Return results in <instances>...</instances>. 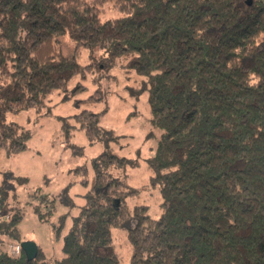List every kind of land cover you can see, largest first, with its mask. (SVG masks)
Listing matches in <instances>:
<instances>
[{"label":"trees","instance_id":"1","mask_svg":"<svg viewBox=\"0 0 264 264\" xmlns=\"http://www.w3.org/2000/svg\"><path fill=\"white\" fill-rule=\"evenodd\" d=\"M108 9L117 16L106 17ZM65 37L75 46L71 56L62 51ZM82 48L107 57L82 66ZM118 63L133 75L130 94L147 93L150 124L160 131L144 159L149 184L134 189L115 177V169L140 161L112 151L121 136L101 126L100 113L84 108L62 118L69 145L79 130L104 147L90 169H75L87 190L63 237L62 258L46 260L38 246L28 260L22 248L14 255L5 247L22 242L23 211L12 206L17 188L8 181L29 182L7 173L0 264H122L116 228L126 230L129 264H264V0H0V154L23 153L32 137L7 121L9 113L41 111L75 76ZM96 94L80 103L100 102ZM151 189L160 194L158 217L126 201ZM33 208L45 221L39 205Z\"/></svg>","mask_w":264,"mask_h":264},{"label":"rangeland","instance_id":"2","mask_svg":"<svg viewBox=\"0 0 264 264\" xmlns=\"http://www.w3.org/2000/svg\"><path fill=\"white\" fill-rule=\"evenodd\" d=\"M112 16H117V13L108 9L106 17ZM62 42L63 54L71 56L75 50L74 43L67 37ZM100 57L106 58L107 55L103 51L93 52L82 48L77 59L80 65L88 66L101 60ZM127 70L118 63L113 68L106 69L103 74L98 71L87 72L85 77L79 74L70 81L66 91H55L46 98L41 111L31 108L7 115V121L16 122L29 129L32 137L23 153L13 157L0 154V183L7 173L28 178L29 182L21 186L8 181L9 187L17 188L16 196L12 198V206L22 207L23 219L19 224L22 242L36 243L43 250L46 260L62 258L63 237L70 226L71 217L77 214L79 205L83 203V194L87 189L81 185V177L75 174V169L80 166L90 169L92 158L104 150L102 144H91L85 133L79 130L74 131L70 145L65 142L62 118L80 113L84 108L100 113L101 126L121 136L118 143L111 144L112 151L119 156L137 158L140 161V166L136 168L115 169V177L134 189L149 184L152 173L144 159L154 154L160 131L153 129L150 124L151 111L147 93L136 97L127 89L136 87L133 75ZM79 84L85 89L74 91ZM96 93L102 95L100 102L89 106L80 103L92 95H97ZM37 189H40L39 192H36ZM42 197L47 198L46 202ZM53 198L55 202L52 201ZM126 201L130 208L146 205L148 214L153 217L160 215L161 198L157 189L129 195ZM46 204L53 208L52 212H49ZM36 205H39L45 215V221H41L34 210L33 206ZM63 215H66L64 224L60 221ZM113 236L122 264H129L131 251L126 230L116 228ZM16 244L9 242L5 247L12 253Z\"/></svg>","mask_w":264,"mask_h":264},{"label":"water","instance_id":"3","mask_svg":"<svg viewBox=\"0 0 264 264\" xmlns=\"http://www.w3.org/2000/svg\"><path fill=\"white\" fill-rule=\"evenodd\" d=\"M21 248L25 252L28 260H32L37 257L39 252V247L36 243L31 241L21 242Z\"/></svg>","mask_w":264,"mask_h":264},{"label":"built area","instance_id":"4","mask_svg":"<svg viewBox=\"0 0 264 264\" xmlns=\"http://www.w3.org/2000/svg\"><path fill=\"white\" fill-rule=\"evenodd\" d=\"M20 251H21L20 245L13 246L12 253L14 255H18L20 253Z\"/></svg>","mask_w":264,"mask_h":264}]
</instances>
